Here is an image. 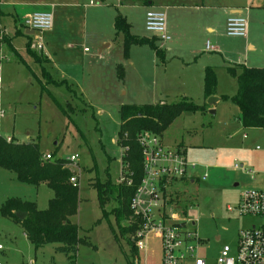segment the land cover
Instances as JSON below:
<instances>
[{
	"label": "rangeland",
	"instance_id": "1",
	"mask_svg": "<svg viewBox=\"0 0 264 264\" xmlns=\"http://www.w3.org/2000/svg\"><path fill=\"white\" fill-rule=\"evenodd\" d=\"M3 1L13 3L17 0ZM93 1L100 8H105L102 13L89 14L86 25L87 35L83 45L84 52L92 57L87 69L90 68L93 79H87V82L68 80L79 99L65 85L54 86L43 78L42 68L27 57L24 38L18 37L15 44L23 47L20 53L36 76L28 71L18 73V69L23 67L12 60L9 47L0 41L3 57L0 62V135L4 138L14 137L19 142L35 141L38 138L40 151L55 155V158L67 160L77 155L76 166L70 164L71 169H78L73 174L76 177L78 174L79 203L76 215L70 218L72 223L80 227L82 238L76 264H133L138 260L143 264V253L134 259L130 236L120 235L114 215H110L108 221L103 219L97 192L93 188L97 180H107V170L110 180L117 184L123 169L124 150L117 144L120 107L159 104L161 101L167 104L178 103L186 97L196 105H204L208 99L204 100L203 82L198 84L197 81L200 69L192 64L195 59L189 57L187 52L167 50L172 41L167 44L156 41L165 52L164 61L149 46L131 47L129 59L124 60L123 40L116 37L113 28L117 0H104L105 5L101 0ZM131 2L128 4L131 5L128 13L134 23L131 32L141 37H152L144 25L148 6L141 0ZM262 12L264 14V10ZM22 27L20 29L24 31ZM2 31L9 37L15 36L14 22L7 19V16L0 19V38ZM205 35L200 39L204 41L201 45L203 48L206 40L213 45L217 36ZM228 37L230 43L235 39ZM33 38L35 43L42 38L43 47L46 48V33H36ZM91 41H94L93 45ZM100 41L112 44L111 48H104L102 59L98 55V50L103 49V44L98 46ZM75 43L79 42L75 40ZM68 51L70 53L67 55L79 61H83L86 55L81 45ZM36 53L45 61L39 50ZM51 58L54 62L44 66L49 69L52 79L60 82L62 78L59 75L57 77L53 70L54 63L58 62ZM234 59L237 57L234 56ZM197 60L201 62L203 58L198 56ZM119 63L124 70L123 81L117 77ZM187 63H191L190 68ZM200 77L202 80V74ZM218 81L220 94H235L236 82L229 74L220 70ZM43 86L46 91H42ZM68 103L74 108L71 120L60 108H66ZM216 109L214 115L209 111L184 113L163 134L167 148L174 149L175 144L186 147L187 162L196 166L194 169L188 168L187 173L199 181L195 184L182 181L174 189L178 190L187 204L192 205L188 215L196 220L195 228L203 241L200 257L209 264H215L223 246H235L241 230L264 223L255 217H241L228 212L229 207L238 205L239 195L244 190H264V131L242 129L249 140L242 141L238 135L232 139V143L225 136L229 131L226 126L229 120L235 125L239 109L232 102L223 100L218 102ZM256 146L262 150L257 151ZM213 156L227 159L211 160ZM239 163H246L247 169H252L253 173L234 171L233 165ZM204 176L206 179H203ZM53 197L54 193L47 187L36 188L20 183L13 172L0 168V210L12 198L35 203L38 210H45ZM115 206L116 203L111 202L107 210L111 211ZM126 224L131 223L128 221ZM111 226L118 238L112 233ZM57 247L49 244L36 250L22 226L2 216L0 212V264H22L29 261L36 264H69L67 256L59 253ZM161 257L159 240L151 238L146 264H160Z\"/></svg>",
	"mask_w": 264,
	"mask_h": 264
},
{
	"label": "trees",
	"instance_id": "2",
	"mask_svg": "<svg viewBox=\"0 0 264 264\" xmlns=\"http://www.w3.org/2000/svg\"><path fill=\"white\" fill-rule=\"evenodd\" d=\"M114 28L117 35L123 36L125 58H128L131 46H149L157 57L164 61V51L156 44L157 40L161 41L159 38L150 39L132 35L130 24L121 14L115 17ZM28 50L33 53L30 44ZM227 72L235 79L237 90L234 95L222 96L221 99L232 102L239 109L244 128L264 129V69L241 65L227 68ZM123 75L124 70L120 66L118 78L123 79ZM61 85H65L67 90L75 95L66 82L58 84ZM217 88L216 70L214 67H207L203 79L205 100L216 96ZM42 91H46L44 86ZM60 108L71 120L70 115L74 113L72 105L68 103L66 108L62 106ZM208 108L207 104L196 105L188 98H183L178 103L123 105L120 108L117 144L123 150L127 149L122 155V162L128 173L126 177L132 179L133 184L131 186L124 183L115 184L110 180L107 170V180L104 182L97 180L93 186L97 192L103 219L108 221L109 216L113 214L120 235L131 236L138 229L137 224L132 223L133 214L130 205L136 188L144 177L142 148L138 143L139 135L150 132L161 138L180 115L204 112ZM51 157V160H43L38 141L20 144L12 139L8 141L0 135V168L13 172L20 183L30 184L36 188L44 185L54 193L45 210H38L35 203L12 198L3 204L0 212L2 216L22 226L27 239L36 250L49 244L58 245L57 251L67 256L69 264H76L78 246L82 238L80 227L72 223L70 218L77 213L79 190L70 182L73 174L66 166V160L55 158V155ZM111 202H115L116 206L108 211L107 205ZM18 212L26 213L23 221L16 217ZM128 221L131 224H126ZM111 231L118 238L112 226ZM130 245L132 246L131 242ZM132 255L134 259L138 255L137 249L133 246Z\"/></svg>",
	"mask_w": 264,
	"mask_h": 264
},
{
	"label": "crops",
	"instance_id": "3",
	"mask_svg": "<svg viewBox=\"0 0 264 264\" xmlns=\"http://www.w3.org/2000/svg\"><path fill=\"white\" fill-rule=\"evenodd\" d=\"M101 1L103 5H105V1L104 0ZM131 1L133 0H117V7H116L117 9L115 12V17L118 14L122 13V16L130 24V28H131L130 32L132 30V24H134L133 21L130 19V15L128 13V9L131 7V5L128 4H132ZM141 1H144L143 3L148 6L147 7L148 11L156 10V11H162L166 14L167 22H168V32L171 37L170 41H172V44H170V47L167 50L176 53H178L177 51H180V53L187 52L189 57L193 56V59H195V63L192 64L196 65L200 69V71H198V76H197L198 84L200 82H203L202 80L204 79V71L207 67L215 68L217 73V78H218V72L220 70L225 71L228 74L227 68H235L236 66H241V65L251 68L264 69V50H263L264 14L262 12L264 10V0H260L261 2H256V0H141ZM260 3L261 5H257ZM103 10H105V8L102 7L100 8L99 6L96 5V3L93 0H17L16 2L13 3H7L3 0H0V19L3 16H7V19L13 20L14 29H15V36L13 37H9L7 34H5L4 31H2V33L4 34L2 43H6V45L9 47L12 60L14 62L20 63L21 66L23 67V69L20 68L18 69V73H23L25 71H28L31 72L34 76H36L34 70L31 68L26 58H23V55L20 53L21 50L23 51V47H20L15 44V40L18 37H21L24 38L25 40L24 48L27 57L32 61V63H35L42 68L43 78L49 80L50 83L53 82L52 84L54 86H58V84L62 82H66V84L72 89V86L69 85L68 80L75 82H78L76 80H79L81 82L82 81L87 82V79L88 80H90L91 78L93 79V73H91L90 68L87 69V67L91 63L89 59L92 57L90 56L91 54L85 53L86 51L84 52L85 46L83 44H84L85 35H87L86 25L89 14L96 15V13H102ZM36 12H49L53 15V27L50 31L45 32L46 48L43 47V50H39V52L42 53L41 55L45 61H42L41 57L36 53V51H38V48H34V46H36L35 44L37 43L34 42L35 40L33 38L35 34L34 35L27 34L29 30L22 27L23 26L22 22L24 21V19ZM19 14L21 18L19 17ZM234 15H242L248 19L249 34L246 38H237V39L235 38L234 40H232L233 42L230 43L228 42L227 36L225 34V24H226V20ZM20 27H22L24 31H22ZM113 28H114V21H113ZM131 34L135 35L132 32ZM205 34L207 36L217 35L216 40L213 41V45L210 43L211 47L213 48V50L211 51H207L206 48V44L208 40H206L207 42L206 44H204V48L201 46L204 41H200V39ZM115 35L117 38H122L123 40V36L117 35L116 31H115ZM143 37L151 39L157 36L152 35V37H147V36H143ZM75 40H77V42L79 43L78 44L75 43ZM92 42L94 41H91V44L93 45L94 43ZM168 42L165 43L163 42V43L167 44ZM42 43L44 44V41ZM29 44L33 53L29 52L28 50ZM101 44H103V49L98 50V55L102 59L103 58L102 52L104 48H111L112 44L106 43V41H100L98 46H100ZM76 45H81L83 48V53L86 54L85 57L82 59L83 61H79L77 58L73 59L70 54L67 55V53H70L68 50L74 49ZM122 45L124 51V40ZM136 47H141V46H136ZM211 53H214L215 55H209ZM198 56H201L203 58L201 62L197 60ZM234 56L237 57V59H234ZM51 57L55 58L56 61L58 62V64L54 63L53 70L56 72L57 77L59 75L60 78H62V81L60 80V82H56L55 80H53L51 77L52 74L50 73V71H48L49 69H47L44 66L47 63L50 64L54 62ZM164 57H165V52H164ZM123 59L128 60L129 54H128V58H125L123 56ZM1 61L2 60H0V62ZM190 64L191 63H187L188 68L191 67L189 66ZM120 66H122V64L119 63L117 65V77ZM201 74L203 76L202 80L201 77L199 78ZM231 78L235 80L232 76ZM123 79H124V75H123ZM123 79H119V80L123 81ZM72 90L75 92V96L78 98L76 91L74 89ZM222 96H226V95L220 94L217 90V95L215 97L219 98L218 102L222 100L221 99ZM218 102H216L212 106L207 104L209 106L207 111H209L210 113V111L212 110L214 111V114H216L217 113L216 105L218 104ZM160 103L164 104L165 102L161 101ZM234 123L235 125H233V123L231 124L229 120V123H227L226 126L227 128H229V131L225 136L228 137L230 142H232V139L238 135H240L242 141L245 142L248 141L249 136L242 132L243 131L242 129L245 130L246 128L243 127L242 122L240 120V111H239V117L237 116ZM252 130L264 131V129H252ZM27 135L29 136V133H27ZM8 138L20 144L33 143L37 141L39 142L38 138L37 140L30 142H19L14 137H7V139ZM161 140L162 143L165 146H167L163 136L161 137ZM173 148L174 149L179 148L186 158V154H187L186 147L175 144ZM255 149L257 151L262 150L261 147L259 146H256ZM43 155H48V154L43 153ZM210 159L226 160L227 158L225 157L222 158L220 156L217 157L213 156ZM216 163L218 162L216 161ZM234 165L232 169L234 171H238L234 169ZM239 165L240 166L243 165L247 169L246 163H241V164L239 163ZM248 170L252 171V169H248ZM191 178L193 182L192 184H195L199 181V179L195 177H191ZM235 186H237V184H235ZM43 187L45 186L43 185L40 188ZM160 264H161V259H160Z\"/></svg>",
	"mask_w": 264,
	"mask_h": 264
},
{
	"label": "built area",
	"instance_id": "4",
	"mask_svg": "<svg viewBox=\"0 0 264 264\" xmlns=\"http://www.w3.org/2000/svg\"><path fill=\"white\" fill-rule=\"evenodd\" d=\"M145 30L157 36L161 42H168L171 37L167 29V16L162 11L150 10L145 15ZM23 27L43 34L53 27V15L49 12H36L26 17ZM225 34L231 38H246L249 34V23L246 17L234 15L226 20ZM4 34H1L2 42ZM34 48L43 50V43L38 39ZM207 51L213 50L210 43L206 44ZM1 56L0 48V60ZM2 84L0 65V86ZM142 148L144 177L137 186L131 200L132 220L137 224V231L130 236L132 246L137 249L139 257L143 253L146 264L151 238L159 240L162 254L161 264H209L200 257L203 241L196 227V220L189 217L188 211L192 205L187 204L178 190L174 189L179 182L191 181L187 169L195 168L189 164L179 148H167L160 137L150 132H143L138 137ZM127 149H124V151ZM50 154L43 155V160H51ZM77 155L66 160V166H76ZM118 184L131 186L133 180L127 178L126 166L122 163ZM235 170L251 173L243 165L235 164ZM78 177V174H77ZM77 177L72 175L70 182L77 187ZM187 179V180H185ZM206 179V176L203 177ZM228 212L241 217H255L264 221V190H244L239 197L236 207H229ZM219 240V239H217ZM140 264L139 260L134 261ZM22 264H36L29 261ZM215 264H264V223L241 230L233 248L223 246Z\"/></svg>",
	"mask_w": 264,
	"mask_h": 264
},
{
	"label": "water",
	"instance_id": "5",
	"mask_svg": "<svg viewBox=\"0 0 264 264\" xmlns=\"http://www.w3.org/2000/svg\"><path fill=\"white\" fill-rule=\"evenodd\" d=\"M27 34L34 35L35 32L33 30H29V32H27ZM218 101H219V98H217L215 96H212V97L208 98L207 104L210 105V106H212V105H214ZM210 113L211 114H214V111L211 110ZM16 217L18 218V220L23 221L25 219V217H26V213H24V212H18L16 214Z\"/></svg>",
	"mask_w": 264,
	"mask_h": 264
}]
</instances>
